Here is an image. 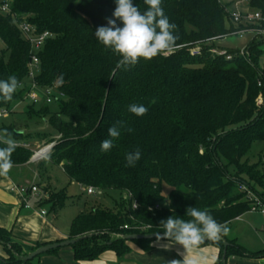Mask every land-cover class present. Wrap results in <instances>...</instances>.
<instances>
[{
    "label": "trees",
    "instance_id": "obj_1",
    "mask_svg": "<svg viewBox=\"0 0 264 264\" xmlns=\"http://www.w3.org/2000/svg\"><path fill=\"white\" fill-rule=\"evenodd\" d=\"M133 4L141 12L148 8L144 0ZM115 7V0H13L10 12L0 11V80L15 76L22 85L11 101L0 98V111L15 113L33 85L54 92L52 103L30 101L26 112L44 131L16 135L17 129L3 126L18 144L8 175L30 166L37 145L54 144L44 160L31 166L36 186L48 195L44 204L50 214L61 211L69 196L51 185L48 164L60 167L82 190L120 194L113 208L92 206L71 221L68 239L96 234L67 247L75 261H93L106 251L123 258L131 251L129 244L149 250L155 240L118 236L163 233L160 221L170 216L190 220L189 207L207 210L217 222L229 225L252 211L253 198L264 206V160H244L255 142L264 141V39H250L244 54L218 47L216 42L238 28L222 0H162L165 15L177 26V47L113 72L120 57L105 49L94 33L108 18L114 19ZM249 7L264 10V0H252ZM22 23L34 26L37 34L53 35L36 53L34 78ZM117 24L123 26L119 20ZM213 49L226 50L231 59ZM133 103L147 107V114L130 113ZM117 121L132 131L121 129L114 147L103 152L101 141L111 139L108 129ZM137 148L141 159L134 167L126 166V153ZM164 184L170 188L167 199ZM227 241V259L249 255ZM207 244L220 249L216 264H227V259L222 262L223 243L202 245ZM27 254L11 231L0 227V264H31L18 258Z\"/></svg>",
    "mask_w": 264,
    "mask_h": 264
},
{
    "label": "clouds",
    "instance_id": "obj_2",
    "mask_svg": "<svg viewBox=\"0 0 264 264\" xmlns=\"http://www.w3.org/2000/svg\"><path fill=\"white\" fill-rule=\"evenodd\" d=\"M147 10L141 12L134 6L133 0H115L116 7L113 18H108L106 26H99L94 35L107 50L120 57L116 63V69L128 70L135 66L140 58L151 60L157 55L171 52L177 47L178 36L174 35L177 28L175 23H170L162 7V0H144ZM121 21L123 26L117 24ZM62 79V77H61ZM20 85L15 76L7 80H0V98L5 102L11 101L14 93ZM128 111L136 116H144L148 108L142 104H130ZM121 129L131 132L123 121L109 127L108 136L111 139L101 141V151L108 152L114 147L113 141L121 135ZM16 135H23L22 130H16ZM12 134L4 130L0 135V176H7L13 162L12 154L18 144ZM141 159V151L137 148L133 152L126 153V166L134 167ZM190 220L170 216L161 220L163 235L155 233L154 245L165 251L171 249L173 244L182 246L183 252H178L183 259H172L166 264H216L218 257L209 256L201 249L205 241L219 242L222 236H226L230 229L228 223H219L207 210H199L189 207L186 210ZM164 241H168L164 243Z\"/></svg>",
    "mask_w": 264,
    "mask_h": 264
},
{
    "label": "crops",
    "instance_id": "obj_3",
    "mask_svg": "<svg viewBox=\"0 0 264 264\" xmlns=\"http://www.w3.org/2000/svg\"><path fill=\"white\" fill-rule=\"evenodd\" d=\"M36 162L37 160L32 161L31 159L30 166L13 171V175L0 176V227L11 231L15 241L23 244L27 253L31 252L32 247L37 244L42 246L67 240L70 229V226L57 225L52 221L50 216L58 215V213H49V206L44 204V200L48 195L41 189L38 195L28 197L31 207H25V196L17 189V186H25L30 183L36 184L34 172L29 173V170L34 168L32 165ZM50 183L52 185V181ZM42 211H46L47 214L42 215ZM245 215L236 220L242 219ZM226 239L234 241L240 246L236 238L227 237ZM167 242L164 241V243ZM129 245L131 251L123 258L118 257L114 251H106L93 261H75L73 251L70 248H64L54 254L42 255L38 260V264H166L167 261L172 259H183L182 255H178V252L184 250L178 244H173L168 251L153 246L154 241L151 243L149 250H143L135 244ZM200 247L205 254L216 256L218 257L217 261L219 260L221 252L217 246L207 244ZM240 247L246 250L249 255H231L227 259V264H264V254L256 256L264 249L254 253L246 247Z\"/></svg>",
    "mask_w": 264,
    "mask_h": 264
},
{
    "label": "rangeland",
    "instance_id": "obj_4",
    "mask_svg": "<svg viewBox=\"0 0 264 264\" xmlns=\"http://www.w3.org/2000/svg\"><path fill=\"white\" fill-rule=\"evenodd\" d=\"M5 1L11 3L13 0ZM238 1L240 0H222V3L225 5V8L232 14L237 10L236 4ZM250 39V36H246L243 39L232 36L216 42V45L221 48H232L242 50L250 41ZM261 49L264 51V43H262ZM263 61L264 55L261 59V63H263ZM31 104L32 103L29 99H25L24 102H21L16 105L15 113L9 114L8 116L1 118L0 135H2L5 130L3 129V126H10L9 128L23 130L27 133L44 131V125L32 123V121L28 119L26 115V112L28 111V108ZM258 105L261 106L262 103H259ZM53 109H56V107H54ZM50 145L52 144L37 145L34 149L33 156L35 155V153L45 150V148L49 147ZM47 155L43 158L37 159V161L44 160ZM262 159L264 160V141H257L251 146L249 153L247 154V156H245L244 160H249L250 164H254L258 163ZM46 169V173L48 177H50L53 187L57 191L65 189L69 196L65 207L62 208L60 212H58V215L50 216L52 218V221L57 225H66L67 227H69L71 221L82 211L88 210L92 206L96 207L98 205H101L104 208H113L114 201H118V199L120 198V194L117 191H110L104 194L103 192H101V194L88 195L85 191L80 188V186L76 182L70 181L65 176L64 172L60 167L48 164ZM29 173H32V170H29ZM46 173L44 172L43 174L45 175ZM30 182L32 181L30 180ZM169 193V186L164 184L162 194L165 199L168 198ZM228 227L230 231L225 236L226 238H236L240 246L246 247L249 251L254 253L264 249V215L260 211H250L242 219L233 221L231 224H229ZM40 257H37L32 260L31 264H38V260Z\"/></svg>",
    "mask_w": 264,
    "mask_h": 264
},
{
    "label": "built area",
    "instance_id": "obj_5",
    "mask_svg": "<svg viewBox=\"0 0 264 264\" xmlns=\"http://www.w3.org/2000/svg\"><path fill=\"white\" fill-rule=\"evenodd\" d=\"M252 0H240L237 2L236 12H233L232 18L234 23L238 26V28L227 34L226 36L222 37L223 40L227 37H238L240 39L245 38L246 36H250L252 38H263L264 39V10H258V9H252L249 7V4ZM10 5L11 3H8L7 1L0 0V11L4 13L10 12ZM20 30L22 33L28 38L31 45V61H30V76L34 78L36 70L38 69L39 65V59L37 57V52L42 48V46L45 44V42L53 37L52 33L49 32H43L41 34L36 33V28L34 26H31L27 23H22L19 25ZM219 40V39H218ZM216 38L211 39V41H218ZM219 40V41H220ZM213 53L218 55H227V59H231V56L227 54L226 50H217L213 49ZM241 54H244V48L241 50ZM54 92L52 89H45L41 90L36 87V85H33L30 92L28 93V96L26 99H29L33 103H41L46 102L48 104L52 103L54 100ZM262 103L261 100H259L258 104ZM9 111L3 110L0 111V119L8 116ZM43 151V150H42ZM41 152V151H40ZM35 153L33 158L39 153ZM17 189L25 196V207L30 208V203L28 197L31 195H38L39 194V188L35 185L32 186H17ZM88 195H96L101 194L100 190H96L93 187H88L83 189ZM128 197V196H127ZM253 207L252 211H260L264 215V206L260 202L259 199L253 198ZM134 209L137 208L136 203L133 206ZM160 206H156L155 209H159ZM152 211V209H150ZM42 215H46V211L41 212ZM127 229V226L125 227Z\"/></svg>",
    "mask_w": 264,
    "mask_h": 264
},
{
    "label": "water",
    "instance_id": "obj_6",
    "mask_svg": "<svg viewBox=\"0 0 264 264\" xmlns=\"http://www.w3.org/2000/svg\"><path fill=\"white\" fill-rule=\"evenodd\" d=\"M54 147V144L50 145L49 147L45 148V150L41 151L39 153V155L35 156L34 158H32V161H35L39 158H43L45 157L50 151L51 149ZM93 235L96 234H86L83 236H79L77 238H73V239H67V240H62L59 242H54V243H50V244H45L40 246L39 248H37L34 251L29 252L27 255L25 256H20L18 257L19 260L23 261L24 263L26 262H30L32 260H34L35 258L42 256L44 254H47L53 250H57V249H64L70 246L75 245L76 243L83 241L85 239H88L90 237H92ZM161 235H163V233H161ZM121 237L127 241H138V240H155V233L153 234H131V235H122V236H118ZM223 245H224V250H223V255H222V262L225 263L226 259H227V251H228V247L230 246V243L227 241V239L222 236L221 240H220ZM208 241H205V243Z\"/></svg>",
    "mask_w": 264,
    "mask_h": 264
}]
</instances>
